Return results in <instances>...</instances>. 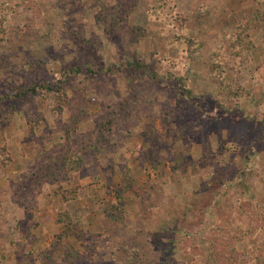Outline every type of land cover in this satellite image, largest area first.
<instances>
[{
    "label": "rangeland",
    "instance_id": "374dc122",
    "mask_svg": "<svg viewBox=\"0 0 264 264\" xmlns=\"http://www.w3.org/2000/svg\"><path fill=\"white\" fill-rule=\"evenodd\" d=\"M0 1L12 9L0 48V158L11 159H0V264H193L210 227L232 214L250 230L236 263L264 264V214L255 231L247 216L264 209V31L254 0H174L170 24L150 16L152 0ZM237 35L251 42L246 59L231 52ZM70 67L81 74L66 78L63 96L54 87L14 98L9 79L52 84ZM29 116L43 117L33 134ZM108 121V142L63 185L79 186V199L63 202L43 181L32 210L12 201L43 146L72 144ZM64 212L71 227L56 222Z\"/></svg>",
    "mask_w": 264,
    "mask_h": 264
},
{
    "label": "trees",
    "instance_id": "16d2710c",
    "mask_svg": "<svg viewBox=\"0 0 264 264\" xmlns=\"http://www.w3.org/2000/svg\"><path fill=\"white\" fill-rule=\"evenodd\" d=\"M173 1L174 0H152L153 6L149 9L150 16H153L154 19L163 24H170V18L172 17L169 13V9L171 7L170 3ZM254 1L256 4L254 20L257 23V26L264 31V0ZM11 10L10 5L0 1V48H2V45L5 42L6 31L10 28L9 14L11 13ZM231 52L236 58L246 59L247 55L251 52V42L245 41L244 37L241 35L232 37ZM7 66L8 55L4 51H0V69H5ZM130 66L138 69L140 65L136 63L130 64ZM29 67L30 66H28V68ZM90 73L93 72L90 71ZM80 74V68L70 67L63 72V76L60 79L52 84H49L48 81L37 76H30V79H28L29 82H26L25 86L23 85L25 84V79L21 78L18 81L9 79V83L14 84V98H21L28 94L35 97L39 92H45L54 87L57 89V93L60 94L61 97L65 94L63 85L66 78L69 76L79 78ZM210 74L214 77H218L221 92L231 94V85L228 82L226 73L221 65L212 62L210 66ZM151 76L154 79L156 78L155 74H152ZM83 78L86 79L85 76ZM76 82H81V79H76ZM143 95L145 96L146 94ZM236 95L237 93L235 96ZM134 103L138 104V99H136ZM40 119H43V117L37 119L33 116H29L26 119L29 134L34 133L36 123ZM110 125L111 123L109 121L103 122L100 124L98 131L94 130L79 135L72 144H57L49 149H45L43 146L39 150L35 169L22 173L20 180L15 184L12 193V201L20 203L27 210H32V201L30 198L34 196V189L43 181L52 182L57 185L54 189V194L60 196L63 202L68 203L79 199L81 190L79 186L65 189L63 185H70L73 174L79 172L85 167L86 154L91 151H97L98 148L101 150L100 146H103L104 142L105 144L108 142L104 141L103 135H105L107 131H110ZM0 159L3 166H6L11 161L9 156H7L6 160H3L2 158ZM250 207L251 209L248 207L250 211H248L247 216L250 228H252V231H255L257 229L256 225L261 222L260 217L264 214V209L262 208L261 203H257ZM56 222L58 224H64L67 228L72 225V219L66 212L60 213ZM262 227V229H264V225ZM249 233V228L243 227L240 219L233 216V214L231 216L224 215L220 217V219L208 230L204 239L205 249L197 256V261L193 264H237L236 244L241 242ZM69 255L71 256V258H69L72 259L75 257L76 253L70 252ZM43 258L44 260L49 259L50 263H52V256L45 255ZM43 258L41 257L42 260ZM256 263L259 264L257 260Z\"/></svg>",
    "mask_w": 264,
    "mask_h": 264
}]
</instances>
